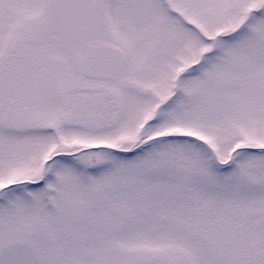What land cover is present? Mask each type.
Here are the masks:
<instances>
[{
	"label": "snow or ice",
	"instance_id": "snow-or-ice-1",
	"mask_svg": "<svg viewBox=\"0 0 264 264\" xmlns=\"http://www.w3.org/2000/svg\"><path fill=\"white\" fill-rule=\"evenodd\" d=\"M0 264H264V0H0Z\"/></svg>",
	"mask_w": 264,
	"mask_h": 264
}]
</instances>
